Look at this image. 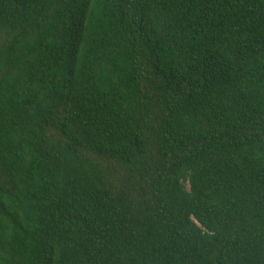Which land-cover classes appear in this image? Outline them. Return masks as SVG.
<instances>
[{"label": "trees", "instance_id": "16d2710c", "mask_svg": "<svg viewBox=\"0 0 264 264\" xmlns=\"http://www.w3.org/2000/svg\"><path fill=\"white\" fill-rule=\"evenodd\" d=\"M0 264H264V0H0Z\"/></svg>", "mask_w": 264, "mask_h": 264}]
</instances>
